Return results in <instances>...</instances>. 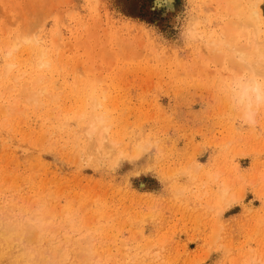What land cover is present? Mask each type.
Returning a JSON list of instances; mask_svg holds the SVG:
<instances>
[{
    "label": "rangeland",
    "instance_id": "374dc122",
    "mask_svg": "<svg viewBox=\"0 0 264 264\" xmlns=\"http://www.w3.org/2000/svg\"><path fill=\"white\" fill-rule=\"evenodd\" d=\"M221 1L0 0V54L18 35L41 40L14 72L0 63V264H264V114L253 130L224 118L219 82L239 70L227 48L249 39L226 42ZM189 8L202 42L181 38ZM93 90L110 117L104 150L76 124ZM141 130L163 158L105 171L109 145ZM197 162L195 182L180 175ZM210 169L227 200L205 186Z\"/></svg>",
    "mask_w": 264,
    "mask_h": 264
},
{
    "label": "clouds",
    "instance_id": "9594fccd",
    "mask_svg": "<svg viewBox=\"0 0 264 264\" xmlns=\"http://www.w3.org/2000/svg\"><path fill=\"white\" fill-rule=\"evenodd\" d=\"M254 7L255 0H248L246 4L241 3L239 8L243 9V11L240 12V15L247 16L249 10ZM260 21L264 24V9L262 8ZM203 24L204 21L198 16L191 14L189 8L180 31L181 38L185 41V44L198 43L204 40ZM40 43L41 40L38 33L16 36L13 42L0 54V63L3 64L4 70L7 73H12L17 69L14 58L21 47H35L39 46ZM227 52L233 63L238 65L239 70L219 82V90L227 103V111L224 114V118L228 121H235L238 129H256L259 125V118L264 114V72L257 70L256 59L251 55L249 49L228 47ZM36 63L40 70H46L51 66L48 55L43 50H41ZM102 99L103 95L93 90L91 93V108L88 112L82 113L78 117L76 124L78 125L81 121L87 120V130H91L96 120H110L109 115L103 110ZM128 144L130 147L127 149H124L122 146L109 145L111 155L103 160L105 171L115 173L123 162H135L146 154L153 153V150L156 161L163 158L164 153L160 140L143 130L138 132L134 137L130 136ZM82 163L93 164L95 163V159L90 160L85 157ZM201 171L203 169L199 165V162H197L189 169L181 172L180 175H186L190 180L195 182L197 175ZM205 176V186L208 184L215 185L220 199L227 200L232 196L230 185L221 180V173L219 171L210 169L205 173ZM180 191L183 192L186 189H180Z\"/></svg>",
    "mask_w": 264,
    "mask_h": 264
},
{
    "label": "bare ground",
    "instance_id": "6f19581e",
    "mask_svg": "<svg viewBox=\"0 0 264 264\" xmlns=\"http://www.w3.org/2000/svg\"><path fill=\"white\" fill-rule=\"evenodd\" d=\"M259 1L260 0H255V7L249 10L247 16H241L240 15V12H242L243 9H240L239 6H240L241 3H245V4L248 3V0H222L221 2L226 5V6L224 5L226 8H228L227 12L232 16L230 18H233L232 19L233 23L231 25L229 23L230 27L234 26L233 28L230 29L231 30L230 31L231 34H229L230 37H232V39L230 40V37H229V40L226 41V42L231 46V44H232L231 41H233V39H234L233 35H235L236 31H238L240 29L241 32H239V31L238 32L241 33V34L243 33L249 39V41H248V39H246L248 41L247 43H245V44H243V43L242 44H237V45H241V46H237V45H235V46L236 47H240V48L249 49L251 55H253L254 58L256 59V68H257V70L261 71V72H264V70H263L264 69V63H262V61H264V41H261V39L259 38V31L261 32V29H260L261 28V21H260V12L261 11H260V7L258 5ZM238 9H239V11H238ZM230 18L228 20H226V21L228 22L230 20ZM226 21H225L224 24L227 27L229 25H228V23H226ZM224 27H223V29H224ZM228 29H229L228 27H227V29H224L225 32ZM242 30H244V31H242ZM223 33H224V31H223ZM227 33H229V32L227 31L226 34ZM226 34H225V36H226ZM217 41L214 44H215L216 47H219L218 50H220L219 42L221 44H222V42L220 40L218 42ZM214 49H217V48H214ZM229 60H230V62L232 61L231 59H229ZM234 66L239 68L238 65H236V64H234ZM39 80H41V79H39ZM46 91H47V88L44 87V88H42V90H40L38 93H36L34 91V89L32 88L30 96H33V99H37L41 93H46ZM87 110L83 111V113H86V112L89 111V110L88 111ZM86 122L88 123V121H84V122L82 121L81 124L79 125V126L84 128V129L82 128L81 130H85L86 134L85 133L84 134L87 136V138H92V137L95 136L94 140H95V143H96V147L98 149H101V150L102 149L103 150L106 149V145H104V139L106 138L105 134H106L107 129H108V127H107L108 121H105L104 119L96 120L95 124H94V127L91 130H87V126L86 125H85L86 128L84 126H82V123L86 124ZM81 127H79V129ZM108 151L110 152L111 148H109Z\"/></svg>",
    "mask_w": 264,
    "mask_h": 264
}]
</instances>
